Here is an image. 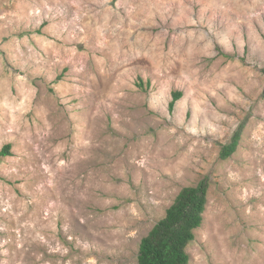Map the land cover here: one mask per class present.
Instances as JSON below:
<instances>
[{"label":"rangeland","instance_id":"374dc122","mask_svg":"<svg viewBox=\"0 0 264 264\" xmlns=\"http://www.w3.org/2000/svg\"><path fill=\"white\" fill-rule=\"evenodd\" d=\"M263 68L264 0H0V264H138L206 177L189 264H264Z\"/></svg>","mask_w":264,"mask_h":264},{"label":"trees","instance_id":"16d2710c","mask_svg":"<svg viewBox=\"0 0 264 264\" xmlns=\"http://www.w3.org/2000/svg\"><path fill=\"white\" fill-rule=\"evenodd\" d=\"M173 96L171 109L181 93H174ZM242 131L243 125L231 141L223 146V160L228 159L237 150ZM10 149L11 144H8L0 154L9 155ZM209 187L210 180L206 177L196 186L184 187L179 192L164 217L141 240L138 264H189L190 255L187 248L195 240V231L202 225Z\"/></svg>","mask_w":264,"mask_h":264}]
</instances>
